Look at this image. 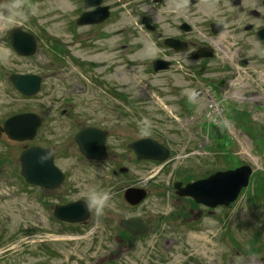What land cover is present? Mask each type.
I'll return each mask as SVG.
<instances>
[{"label": "rangeland", "instance_id": "obj_1", "mask_svg": "<svg viewBox=\"0 0 264 264\" xmlns=\"http://www.w3.org/2000/svg\"><path fill=\"white\" fill-rule=\"evenodd\" d=\"M142 1L105 0L114 6V16L97 30L107 37L90 40V26L76 27V22H71L84 10L82 0H0V121L31 111L42 119L35 142L61 140V94L71 79H78L88 87L78 98L106 100L96 106L99 116H125L130 127L137 126L138 121L139 135L152 136L173 150L169 166L152 178L158 166L130 163L129 182L149 190L146 199L133 207L116 186L101 184L104 166L74 170L67 199L87 201L86 193L91 189L112 194L102 216L97 217L89 206V219L82 226L63 222L60 226L45 205L51 198L22 185L20 179L9 186L2 182L0 264L264 263V48L254 43L240 51L239 57L253 58L244 66L237 64L231 45L214 42L217 56L202 75L205 81L189 76L186 67L179 64L166 74L154 75L148 64L158 52L151 34L141 30L139 23L140 13L153 15L154 10L150 0L147 4ZM14 4L20 6L15 13L10 7ZM16 26L35 35L34 55L20 56L10 46L7 35ZM76 37L84 39L80 43ZM123 39L142 48L134 54L111 51ZM85 41L92 46L83 44ZM78 61L97 66L85 70ZM12 73L41 76L39 91L22 95L8 79ZM188 77L189 86L184 79ZM109 90L122 94L127 101L112 100L115 98L109 96ZM184 99L188 109L182 112ZM5 143H1L3 150ZM17 148L19 152L21 145ZM241 164L250 165L252 174L232 207L201 217L187 229L172 230L168 214L174 200L171 203V196L165 198L164 194L176 166L174 172L181 175L185 167L194 173L200 169L211 173ZM135 216L148 220L154 231L147 237L131 239L123 250L117 241L122 230L119 220ZM111 252H119L118 257L111 259Z\"/></svg>", "mask_w": 264, "mask_h": 264}, {"label": "flooded vegetation", "instance_id": "obj_2", "mask_svg": "<svg viewBox=\"0 0 264 264\" xmlns=\"http://www.w3.org/2000/svg\"><path fill=\"white\" fill-rule=\"evenodd\" d=\"M147 1L148 0H143L142 3L147 4ZM150 1L154 10L153 15L147 12L139 14L140 29L151 34L150 40L153 42L156 51L158 52L157 55L150 58L148 65L149 68L153 70L155 64H152V60H158L160 61V63L156 65L158 68L162 65L167 66L166 68H161L157 72H154V75L161 76L166 74L172 71L176 64H179L181 68H184V66L186 67L189 76L201 77L202 79L200 80L205 81L206 78L202 77V75L207 72L206 70L208 69L207 65H209V62L217 56L216 49L213 45L214 42H219L221 44L225 42L231 45L234 52L237 54V64L244 66L248 65V62L253 58L239 57L240 51L249 49L250 45L254 43L260 44L264 48V0ZM82 2L84 8V0H82ZM99 7L107 8L108 16L104 20L97 23L86 24H80L78 22L79 17L86 10L93 11ZM114 9L113 5L105 3V0H100L97 5H93L89 7V9L84 8L83 12L71 22H76V27L90 26L93 29V34L91 36L88 35V37L86 35L90 40H97L99 36L105 38L107 35L105 33L100 34L97 29L113 19ZM10 31L8 32L7 38L10 35ZM121 31L122 30H118L117 32ZM76 38L80 43L82 42V39H84L80 37ZM133 38H136V36H133ZM88 41H85L83 44H87V46L91 47L92 45L88 44ZM120 41L121 42H118L117 45L118 48H112L111 51L117 49L116 51L125 54H134L142 48L141 44H134L135 42L130 43L129 40L123 39ZM132 44L133 46H131ZM210 47H213V50ZM227 51L229 52V49ZM63 54H65L64 50H62L61 61L64 60ZM204 54H206V56H204ZM78 63L84 65L81 68H84L85 70H91L97 66L94 64L83 63L82 61H78ZM183 73H186V71H183ZM79 74L86 77L81 70H79ZM184 79L187 81L185 85L189 86V77ZM221 79L224 80L223 77H221ZM221 79L216 80L218 82V80ZM63 80L64 79L61 78V84H65ZM168 81L170 80L168 79ZM214 83L215 82H211L210 84L212 85ZM191 84H194L193 80ZM181 85L185 86L184 83ZM96 88H98V85H96ZM66 89V92L61 94V140L59 141H53L47 144L35 142L39 135L38 130L40 127L34 138L31 140L17 141L11 139L8 134L2 130V127L5 119L16 113L11 114L0 121V184L4 182L7 184L6 186H9L8 184L12 181H18V179H20L22 185H26L28 188H34L36 191L47 195L51 198V202H45V205L48 207L47 211L51 212L54 216V209L56 206L83 200L81 198L67 199L70 191L72 192L69 182L73 180L75 176L74 170L79 169V166H82V168L88 166L96 169L99 166H104L105 170L102 169V174H100L99 177L101 184L109 185L111 188L116 186V190L123 192V195L125 190L129 187H143L129 182L130 169L128 166H130L131 162L134 166H142L144 163L158 166L156 172L151 175V178L158 175L165 166H169V161L173 158V150L170 146H165L157 139L156 140L160 144L168 148V156L162 161L139 159L135 151L129 147V144L140 139L148 137L154 138L149 135L138 134L140 131L138 121L137 126L130 127L129 123L124 119L125 116L117 115L115 119L112 114L99 116L96 106L99 103L106 102V100L90 98L81 100V98H78L77 96H79V94L86 93L88 89L87 85H83L78 79H71V84ZM102 91L107 94V90L104 89ZM109 96L114 97L115 99L112 100L117 102L127 101L126 98H123L124 96L122 94L118 92L115 94L114 90H109ZM185 100L186 99L181 101L182 112L188 109V105H185ZM75 107H79V109H75ZM85 107L91 108L87 110ZM83 130L87 131L85 137L89 138L91 141L94 140L97 145L102 138L103 149L106 156L105 159H89L81 154L76 140V134ZM2 141L6 142L4 144V150L1 147ZM19 144L21 145V148L18 152L19 147L17 148V145ZM32 146L46 147L52 155L54 166H56L61 172V179L54 188L29 184L21 175L18 176L20 174V172H18V167H21V162L19 160L20 153L24 149ZM176 169H178L177 166L175 167V170ZM175 170L172 172L174 176L168 185V193L164 194L165 198L168 194L171 196V203L172 200H174V204L170 207V212L168 214L170 217L169 222L171 223L173 231H178V229L182 227L187 229L199 218L211 213L223 212V210L226 209L224 206L209 208L202 203L195 202L191 196L182 195L180 193L181 188L186 184L199 179H204L211 173L220 169L211 173L208 170L201 171L200 169L199 172L194 173V169L185 167L180 170L181 173L185 172L181 175H177V173L174 172ZM175 183H180V186L175 187ZM72 187H76V185L73 184ZM146 190L148 194L149 190ZM145 199H143V201ZM85 202L87 203V201ZM87 205L90 211L89 204L87 203ZM232 206L233 205H231V207ZM88 219L75 223L63 220L58 221L60 226L61 222L67 224V226H82L87 223ZM143 221L148 225V231L145 235L136 237L121 230L120 235L117 236V241L121 244L123 250L128 248L127 246H129V241L131 239L147 237L154 231V227L148 220L144 219ZM159 234L160 229L157 231V238L158 236L160 237ZM110 255L112 259L113 257H118L119 252H111Z\"/></svg>", "mask_w": 264, "mask_h": 264}, {"label": "water", "instance_id": "obj_3", "mask_svg": "<svg viewBox=\"0 0 264 264\" xmlns=\"http://www.w3.org/2000/svg\"><path fill=\"white\" fill-rule=\"evenodd\" d=\"M100 0H84V8L97 5ZM108 16L106 7H99L93 11H85L78 22L80 24L97 23ZM9 40L12 48L22 56H30L36 51V41L31 33L23 31L20 27L11 30ZM206 56V54H204ZM160 61H153L154 71L166 68L156 66ZM9 81L23 95L35 94L40 88L41 77L36 74L13 73ZM41 124V118L34 112H22L14 114L3 122L2 130L11 139L17 141L31 140L36 135ZM1 129V128H0ZM85 130L76 134V140L81 154L89 159H105L103 140L95 144L94 140L86 138ZM139 159H152L162 161L168 156V149L159 144L155 139L144 138L129 144ZM21 162L20 174L25 181L47 188H54L61 179V172L54 166L52 155L46 147L32 146L24 149L19 156ZM251 166L244 164L233 169L216 171L204 179L196 180L181 188L182 195L191 196L196 202L203 203L210 208L217 206L229 207L237 198L242 188L247 187ZM180 183H175V187ZM146 196V190L139 187H129L124 192V199L131 205L139 204ZM90 212L88 205L83 200H78L66 205L56 206L54 216L58 220L66 222H82L87 220ZM120 226L133 236H141L147 233L148 226L139 217L124 218L119 222ZM231 264L233 262L231 261ZM264 264V263H263Z\"/></svg>", "mask_w": 264, "mask_h": 264}, {"label": "clouds", "instance_id": "obj_4", "mask_svg": "<svg viewBox=\"0 0 264 264\" xmlns=\"http://www.w3.org/2000/svg\"><path fill=\"white\" fill-rule=\"evenodd\" d=\"M10 7L15 13V10L20 6L14 4ZM100 174H102V172ZM86 199L89 206L94 209L96 216L100 217L104 214L105 208L109 206L112 194L108 190L91 189L86 193Z\"/></svg>", "mask_w": 264, "mask_h": 264}, {"label": "trees", "instance_id": "obj_5", "mask_svg": "<svg viewBox=\"0 0 264 264\" xmlns=\"http://www.w3.org/2000/svg\"><path fill=\"white\" fill-rule=\"evenodd\" d=\"M252 247H253V248H252V249H253V251H256V250H257V248H255V247H254V245H252Z\"/></svg>", "mask_w": 264, "mask_h": 264}]
</instances>
